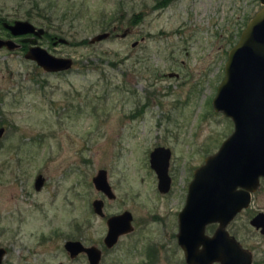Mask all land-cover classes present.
I'll return each instance as SVG.
<instances>
[{
  "label": "rangeland",
  "instance_id": "rangeland-1",
  "mask_svg": "<svg viewBox=\"0 0 264 264\" xmlns=\"http://www.w3.org/2000/svg\"><path fill=\"white\" fill-rule=\"evenodd\" d=\"M43 2L65 33L52 42L36 36L38 45L74 64L47 72L24 58L30 43L0 49V246L7 251L1 264H88L85 254L69 257L63 247L68 239L101 248L100 264H143L152 245L157 264H183L181 252L170 247L174 211L194 169L233 130L212 98L236 40L226 39L227 29L241 31L259 0H169L159 7L157 0ZM26 4L0 0V19L25 20L17 13ZM133 13L142 21L132 26ZM118 14L123 21L115 35L81 43L103 32V17ZM124 29L129 32L121 37ZM156 146L172 153V186L165 194L149 163ZM99 169L107 171L114 199L95 189ZM39 175L43 182L36 187ZM94 199L104 201V216L93 211ZM124 210L133 215L134 231L107 249L106 220ZM258 211L264 212V178L228 227L252 251L253 264H264V233L250 224Z\"/></svg>",
  "mask_w": 264,
  "mask_h": 264
},
{
  "label": "water",
  "instance_id": "water-1",
  "mask_svg": "<svg viewBox=\"0 0 264 264\" xmlns=\"http://www.w3.org/2000/svg\"><path fill=\"white\" fill-rule=\"evenodd\" d=\"M259 2L261 7L249 19L237 43L228 52L224 76L212 98L213 109L231 119L233 130L217 151L206 156L194 170L185 206L179 213L178 240L189 264L215 261L220 264H252V252L228 235L226 226L237 213L250 206L252 194L264 178V0ZM4 26L13 37L29 34L33 37H23L20 43L0 38V49L12 51L19 49L22 43H30L24 58L34 61L44 71L62 72L72 68L74 60L71 57L56 56L38 45L36 36L44 33L43 28L20 19L5 22ZM128 32L129 29H124L120 36L125 37ZM109 36L108 31L100 32L88 42L92 44ZM58 42L67 41L59 38ZM4 131V127H0V138ZM170 156L171 150L163 146L155 147L149 154L150 167L157 176L161 192L167 191L171 183L168 174ZM42 182L39 175L35 186L40 187ZM92 183L108 199L115 198L105 169L96 172ZM92 207L96 214L104 216L101 199L93 200ZM130 220L128 212L107 219L108 231L104 239L107 246L114 244L120 234L131 230ZM212 222H218L219 226L214 235L208 237L204 228ZM250 224L264 233V212L252 217ZM63 247L71 258L85 254L88 264H98L101 258L100 249L86 246L77 239L65 240ZM6 253V249L0 246V264Z\"/></svg>",
  "mask_w": 264,
  "mask_h": 264
},
{
  "label": "flooded vegetation",
  "instance_id": "flooded-vegetation-1",
  "mask_svg": "<svg viewBox=\"0 0 264 264\" xmlns=\"http://www.w3.org/2000/svg\"><path fill=\"white\" fill-rule=\"evenodd\" d=\"M252 17V16H251ZM250 17V18H251ZM249 18V19H250ZM249 19H248V21H249ZM247 21V22H248ZM5 22H8V21H6L5 19H0V25H1V28H0V30L2 29V30H5V33L4 34H0V38H2V39H13L14 40V38L15 37H13V36H11V34H10V32L5 28V26H4V23ZM247 22L245 23V25H244V27L246 26V24H247ZM9 23V22H8ZM244 29V28H243ZM242 29V30H243ZM1 30V31H2ZM242 30L241 31H239V32H236V34H235V31H234V29H227V33H226V39L228 40H231L233 37H236L235 39V41H233V42H231V46H230V48H229V50L237 43V41H238V39H239V36H240V34H241V32H242ZM44 34V33H43ZM43 34H42V36H43ZM41 36V37H42ZM22 37V36H21ZM21 37H19V41H21ZM40 37V38H41ZM52 42V41H51ZM25 46H27V45H25V44H21V49H24V47ZM1 49H3V48H1ZM229 50L227 51V56H228V52H229ZM74 64V63H73ZM2 127V126H1ZM2 138V137H1ZM0 138V139H1ZM156 147H158V146H156ZM163 147H166V146H163ZM155 148V147H154ZM153 148V149H154ZM166 148H169V147H166ZM152 149V150H153ZM170 149V148H169ZM151 150V151H152ZM171 150V149H170ZM150 151V152H151ZM150 154V153H149ZM172 154V153H171ZM170 158H171V156H170ZM169 165H170V159H169ZM201 165V164H200ZM199 165V166H200ZM198 167V166H197ZM196 167V168H197ZM195 168V169H196ZM194 169V170H195ZM193 173H194V171H193ZM168 174H169V167H168ZM169 176H170V174H169ZM156 178H157V176H156ZM171 178V177H170ZM193 178V177H192ZM191 181V180H190ZM190 183V182H189ZM189 183H188V185H187V189H186V192H185V198H184V202H183V204H182V206H181V208L179 209V210H175L174 212H177V231H176V233L174 234V235H172L173 237H174V239H175V243L173 242V240L171 241L172 242V244L170 245V247L171 246H175V249H176V251L178 250V251H180L181 252V260H182V263L183 264H189L188 262H187V259H186V255H185V252H184V250H183V248L181 247V245H180V243H179V240H178V234H179V229H180V225H179V213L183 210V208H184V206H185V203H186V197H187V193H188V187H189ZM171 186H172V184L170 183V185H169V188H168V190L167 191H165V192H161L160 190H159V188H158V179H157V189H158V191L160 192V193H162V194H165V193H168L169 191H170V189H171ZM112 187V186H111ZM113 190V189H112ZM114 192V191H113ZM103 194V193H102ZM254 194V193H253ZM253 194H252V198H253ZM104 195V194H103ZM116 197V196H115ZM95 200V199H94ZM102 200V199H101ZM103 201V200H102ZM93 202V201H92ZM93 208V207H92ZM247 209V208H246ZM102 210H103V213H104V201H103V207H102ZM243 210H245V209H243ZM94 211V210H93ZM242 211V210H241ZM240 211V212H241ZM124 212H128V213H130V215H131V220H130V224H131V230L130 231H128V232H125V233H122V234H120V236H118V238H117V240H116V242L114 243V244H112L111 246H107V244L105 243V241H104V239H105V236L103 237V245H104V247H106L107 249H110V248H112V247H114L117 243H118V241L120 240V238L122 237V236H125L126 234H129V233H132L133 231H134V225L132 224V220H133V215H132V213L130 212V211H128V210H124V211H122L121 213H118V214H122V213H124ZM239 212V213H240ZM258 212H260V211H258ZM258 212H256V213H254L253 214V216L252 217H254ZM239 213H237L236 214V216L227 224V226H226V231H227V233H228V235H230V236H233L237 241H239L238 240V238H237V236L233 233V232H231L230 230H229V226H230V224L235 220V218L237 217V215L239 214ZM118 214H114V215H118ZM98 215V214H97ZM168 214H166L164 217L162 216V218H163V222H164V225H165V227L167 228V226H166V223H165V217L167 216ZM100 216V215H99ZM111 216H113V215H111ZM110 217V216H109ZM108 217V218H109ZM107 218V219H108ZM106 224H107V220H106ZM219 226V223L218 222H212V223H209V224H207L206 226H205V228H204V233H205V235H207L208 237H212L213 235H214V233H215V231H216V229H217V227ZM168 229V228H167ZM107 231H108V226H107ZM107 231H106V233H107ZM168 234H169V236H170V232H168ZM106 235V234H105ZM240 242V241H239ZM241 243V242H240ZM241 245L242 246H244L242 243H241ZM97 247V246H96ZM98 249H100V251H101V258H100V260H99V263L98 264H100L101 263V260H102V256H103V251H102V249L101 248H99V247H97ZM199 248H202V246H200ZM252 252V251H251ZM145 255L147 256V258L143 261V264H157V260H158V248H157V246H150V247H146V250H145ZM169 259H170V255H169ZM254 262H253V253H252V264H253ZM211 264H220V262H218V261H215V262H212Z\"/></svg>",
  "mask_w": 264,
  "mask_h": 264
},
{
  "label": "trees",
  "instance_id": "trees-1",
  "mask_svg": "<svg viewBox=\"0 0 264 264\" xmlns=\"http://www.w3.org/2000/svg\"><path fill=\"white\" fill-rule=\"evenodd\" d=\"M169 3V0H157L155 6H165ZM53 5V4H52ZM22 6V5H21ZM52 7V6H51ZM50 7L47 8L44 5L43 0H28V4L25 5L24 10L21 14L17 13L19 18H23L32 22L35 25L44 29V35L49 39V41H53L56 37H60L65 33L63 26L61 23H54L53 13L49 11ZM68 13H64L62 15V20L66 18ZM115 16V17H112ZM109 19L108 17H103L102 21L106 22V24L102 25L103 32L107 30L110 32V35H115V29H119L118 26L122 23L123 19L118 14L112 15ZM117 16V17H116ZM5 19V18H3ZM142 21L141 13H133L128 20L129 25H137ZM115 22V23H114ZM72 23V22H71ZM113 23V24H112ZM117 24V25H115ZM80 43V42H79ZM81 43L87 44L88 40L84 39ZM73 44V43H72ZM75 44V43H74Z\"/></svg>",
  "mask_w": 264,
  "mask_h": 264
}]
</instances>
